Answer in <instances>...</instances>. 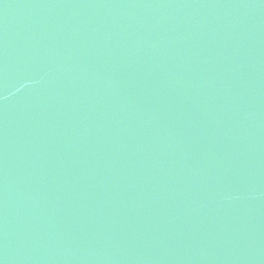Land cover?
Masks as SVG:
<instances>
[{
  "label": "water",
  "instance_id": "95a60500",
  "mask_svg": "<svg viewBox=\"0 0 264 264\" xmlns=\"http://www.w3.org/2000/svg\"><path fill=\"white\" fill-rule=\"evenodd\" d=\"M0 264H264V0H0Z\"/></svg>",
  "mask_w": 264,
  "mask_h": 264
}]
</instances>
